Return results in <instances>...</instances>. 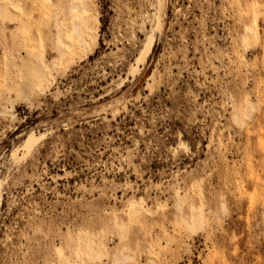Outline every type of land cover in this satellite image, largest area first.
I'll list each match as a JSON object with an SVG mask.
<instances>
[{
	"label": "rangeland",
	"instance_id": "374dc122",
	"mask_svg": "<svg viewBox=\"0 0 264 264\" xmlns=\"http://www.w3.org/2000/svg\"><path fill=\"white\" fill-rule=\"evenodd\" d=\"M0 2V264H264V0Z\"/></svg>",
	"mask_w": 264,
	"mask_h": 264
},
{
	"label": "bare ground",
	"instance_id": "6f19581e",
	"mask_svg": "<svg viewBox=\"0 0 264 264\" xmlns=\"http://www.w3.org/2000/svg\"><path fill=\"white\" fill-rule=\"evenodd\" d=\"M73 9H80V5H78L77 2L74 3L73 6H72V10ZM0 14L3 17L7 18V19L16 18V20H17V16H18L17 13L12 11L11 8H9L6 4H4L2 2H0ZM48 20L47 21L45 20V22H43L44 24L40 28V34H41L40 36H42L43 39L47 38L48 28H49V23H48L49 21ZM20 23L25 28H29V25L26 24V22L24 20L20 21L19 24ZM71 31L73 32V35L76 38V41H72V42L68 43L69 44V50H66L63 47H61L59 49L60 53L64 55L66 62L70 61L73 58V55H75V54L81 57L82 55L80 54V51H79L80 48L83 49V52L85 54L88 53L89 48H90V42H89V40L87 38L86 30L84 28V24H83V22L81 21L80 18L75 19V21L72 24ZM65 32H66L65 28H64V26H62L61 29H60V34H61L63 43H65V39H64ZM93 38L96 40L97 36L94 35ZM247 42H249V41L247 40ZM154 47H156V46H154L152 39L149 42H147L146 49L143 50L144 51L143 57H141V59L144 58L143 61L150 55L154 56V57L157 56V52H156V49ZM141 56H142V53H141ZM30 75H31L32 80L29 81L27 84H28L29 88L32 89V90L34 88H36V87H41L42 88L43 85L45 84V82L47 80H49L47 73L42 68H32L30 70ZM145 78H146V76H144V74H141V77H140V80H139V84L141 82H143ZM13 85H14V88L16 89V91L19 94H21V95H23V94L26 95L27 94L26 89L24 88V85L19 80L14 82ZM237 118L235 117V119H237ZM38 139H39V137L35 133H33V132L30 133L28 135V138L26 139V141L23 144V147H24L25 151L26 152H30L31 149L35 146L36 140H38ZM2 200H3V194H2L1 183H0V205L2 203ZM136 215H137V210L131 211L130 212V219L135 218ZM134 220H136V219H134ZM186 220H185L186 223L185 222H183V223H185V225H187V227L191 231L192 230L195 231V229H197L199 227L201 228V226H202L201 220H199L198 217H196V216L190 221H186ZM103 254H104L103 250H101V249L100 250H96L93 253H91V255H90L91 259L90 258L89 259L92 260V259H95V258H100ZM126 257L129 258L130 256L127 255ZM78 264H81V263H78ZM118 264H122V261L119 262Z\"/></svg>",
	"mask_w": 264,
	"mask_h": 264
}]
</instances>
